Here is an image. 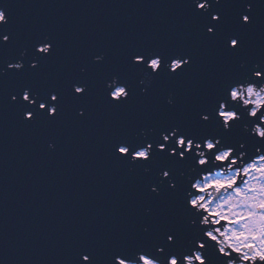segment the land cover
<instances>
[{
    "label": "water",
    "instance_id": "water-1",
    "mask_svg": "<svg viewBox=\"0 0 264 264\" xmlns=\"http://www.w3.org/2000/svg\"><path fill=\"white\" fill-rule=\"evenodd\" d=\"M5 5L12 14L8 29L13 36L0 44V68L20 59L25 48L29 51L23 73L9 70L0 76V264H77L85 248L95 253L97 264H107L121 251L134 256L141 249L153 252L159 244L168 255L174 246L194 240L183 223L191 212L185 197L190 182L173 192L159 183V173L179 163L178 156L164 152L147 165L129 164L117 158L112 145L136 139L141 129L151 142L147 129H156L158 137L163 129L178 126L198 140L221 136L226 146L254 154L264 140L246 134L244 121L215 132L217 121L204 122L201 114L215 115L223 83L246 72L239 67L241 60L249 68L264 60V0H256L254 23L244 25L241 46L229 52L219 40L205 37L204 30L214 23L211 11L217 9L225 29L238 30L240 0L213 4L207 15L195 12L192 0H0V7ZM2 34L8 33L0 29ZM46 35L55 42L53 54L30 69L31 46ZM139 49L187 51L193 62L175 78L162 76L142 95L139 77L127 62L128 53ZM101 53L105 61L93 63ZM117 74L132 84L133 95L114 107L104 89ZM80 79L88 80L91 89L83 101V118L70 94V84ZM25 85L42 90L64 86L62 115L52 123L23 119L20 103L11 96ZM169 93L173 106L166 103ZM242 142L245 149H239ZM195 153L181 161L192 167ZM217 163L213 170L225 164ZM144 166L151 172L146 174ZM153 185L158 193L151 191ZM168 233L175 243H168Z\"/></svg>",
    "mask_w": 264,
    "mask_h": 264
},
{
    "label": "clouds",
    "instance_id": "clouds-1",
    "mask_svg": "<svg viewBox=\"0 0 264 264\" xmlns=\"http://www.w3.org/2000/svg\"><path fill=\"white\" fill-rule=\"evenodd\" d=\"M240 2L243 4V10L239 11L241 22L248 24L245 14H250L252 23L248 25H252L255 20L256 0H240ZM192 3L195 5V12H200L203 9V14H205L212 10L213 4L221 5L222 0H192ZM211 15L216 18L220 12L211 11ZM46 37L50 36L46 35ZM6 40V36L0 35V43H5ZM229 47L233 48L235 45L230 41ZM36 48L37 50L43 48L45 54L49 52V47L43 44H37ZM28 51L27 48L20 51V59L8 63L6 68H0V76L6 75L9 70L19 72L24 69V58ZM103 57L104 53L94 56L93 63H99ZM187 59L185 57V60ZM36 65L37 61L33 59L31 66ZM239 67L246 70L245 74L234 80L225 81L222 94L224 100H228L230 104H237L238 110L224 113L223 116L216 113L215 118L209 114H201V119L203 121L206 119L218 121L214 129L215 132H220L221 128L224 131H230L232 124L230 122L244 121L242 128L246 134L264 140V115H258L264 112V82L261 81L259 75L264 73V60L253 63L250 68L247 60H241ZM80 71H85V68L82 67ZM139 79L144 81L146 78L140 77ZM116 80L117 77L113 76L112 80H107L105 83L111 84ZM146 90L147 86L140 88L141 93ZM237 91L238 97L231 95L232 92ZM167 99L173 100V95L169 93ZM224 100L219 101L221 105ZM11 101L22 103L23 98L12 95ZM81 111L83 110L81 109ZM148 132H151L150 128ZM141 134H146L145 130L141 129ZM163 135L164 133H161V136ZM189 137H192L189 143L196 145L195 155L198 159L195 160L194 165L188 169L187 173V181L191 182V190L187 192V205L194 211L189 213L186 220L189 225L195 226L197 221L193 217H197L199 225L203 229L207 228L216 234L212 238H208V232H202L201 228H198L194 233L195 239L189 240L188 246L182 251L184 253L182 262L179 255H165V248L158 246L155 252L141 249L134 256L121 251L120 255H115L110 259V264H121L122 258L127 259V264H264V143L255 147V153L250 156L248 153L251 152V149H248V152L237 151L233 147L226 146L228 142L224 141L221 136H208L202 140H198L195 136ZM48 148L53 150L55 145L49 143ZM245 148L244 142L239 144V149ZM213 150H216L215 157H219V159L209 155ZM238 160L242 166H237ZM227 161H230L227 168H221L215 174L206 175V173H212L214 167L220 166L217 162L222 164ZM233 166H236L235 169ZM144 172L148 174L151 169H145ZM197 173H199L198 176ZM179 174L181 177L185 176L184 171ZM160 176L161 180L168 178L170 187H176L170 177V170H163ZM238 178L241 183L236 186ZM151 191L158 193L159 188L153 185ZM150 211V209H145L146 213H150ZM204 213H209V215ZM212 214L217 219L210 220ZM221 220L228 222L223 231L220 228L208 227L210 224H218ZM143 231L148 232L149 228L144 226ZM167 241L173 243L171 237ZM213 244L214 248L211 247ZM205 245H209V247H205ZM226 249L231 251H225ZM237 249L241 253L239 256L235 251ZM189 250L192 252L191 256L186 254ZM244 255H247L249 259L245 260ZM141 257H146V259L141 260ZM83 260L84 257L81 256L82 264Z\"/></svg>",
    "mask_w": 264,
    "mask_h": 264
},
{
    "label": "snow or ice",
    "instance_id": "snow-or-ice-1",
    "mask_svg": "<svg viewBox=\"0 0 264 264\" xmlns=\"http://www.w3.org/2000/svg\"><path fill=\"white\" fill-rule=\"evenodd\" d=\"M233 7L236 8L237 6L233 5ZM216 11H219L220 15L216 18H213L212 15L210 16V20L214 23H210L205 26V37L211 38L213 41L219 40L225 52H229L233 49L239 48L241 46L242 39L240 32L244 30L245 25L243 22H241L239 11H237L236 13L235 21L238 30L231 32L227 31L222 23V21H224L225 19L224 15L222 14V10L217 9ZM207 14L208 13H205V15ZM245 15L247 17L248 24H251V16L248 14ZM11 23L12 14L9 11V7L7 5L0 7V29L8 33L2 34L3 36L7 37V40L5 43L0 44H7L11 42L13 33L8 29V26ZM230 41L235 45V47H229ZM37 44L48 46L49 52L45 54L43 48L37 50ZM31 47L34 50L32 59L37 61V65L31 66L30 63L28 67L30 69H36L40 67L41 61H44L48 57L52 56L55 42L51 37L43 36L42 38H39L35 43H33ZM96 56H100V54ZM185 57H187L188 59L185 60ZM104 61L105 54L103 59L99 63H103ZM127 62L129 71L134 72L139 78H146L144 81H141L139 79L138 86H143L141 88H145L147 86V90L144 93H141L142 95H147L148 90L151 89L153 84L162 76L175 78L176 76L182 74L183 71L186 70L193 62V56L187 51L161 52L155 50L139 49L132 50L128 53ZM5 63L7 65L8 63L12 62L6 61ZM24 69H21L19 72L23 73ZM87 72V68H85V71L83 72L80 71L82 75H86ZM259 75L261 81L264 82V73H260ZM113 76L117 77V80L111 84H106L104 91L111 104L114 107H119L120 105L127 103L128 100L132 97L133 86L128 82L126 78H122L119 74L111 75L109 80H112ZM90 91V84L86 79L75 80L70 84V94L74 103L79 105V107L76 108V114L80 118H83L87 115V105L83 103V101L90 94ZM15 95L21 96L23 98V102L20 103V106L22 109V117L25 120L36 121L43 119L48 123H52L55 122L56 119L63 113L65 98L64 86H60L50 90H42L40 88H34L32 86L25 85ZM231 95L234 97H238L239 93L238 91L232 92ZM77 97H79L80 100H77ZM220 100H224V97L222 95L218 98V107H215L213 109L215 114L220 113V115L223 116L224 113H232L238 110L237 104H230L228 100H224L223 105H221L219 102ZM166 103L168 106H173L174 97L171 101L166 99ZM81 109L83 111H81ZM245 112H247V109H245ZM259 115H264V112H261ZM213 118H215V116H213ZM204 122H208V120L206 119L204 120ZM235 122L236 121H233V123L230 125V129L233 127ZM245 122L250 123L249 121ZM150 129V133H152L154 137L151 142H148L146 134L143 135V139L139 138L142 135L141 133H138L137 138L134 140L124 139L116 141L112 145V148L117 158H123V160L127 161L129 164L140 163L143 165H147L149 161H155L157 159L158 153L167 152L172 156L178 155L180 159H187L188 156L192 153L193 149H196L195 143H189V140L192 139V137H189L188 134L183 132L178 126H172L170 128L163 129L158 133V137L156 134V129ZM146 132H148V129L146 130ZM161 133H164V135L161 136ZM169 133H171V135H169ZM154 149L156 150L155 152ZM215 151L216 150H213V152H210L209 155L215 157ZM215 158L219 159V157ZM145 169L151 168L144 166L143 171H145ZM202 232H208V238H212L214 235V233L210 232L207 228L203 229ZM170 237L173 243H175L174 234H166L167 240ZM205 247H209V245H205ZM211 247L214 248L215 245L213 244L211 245ZM235 251L238 256L241 254L240 250L237 249ZM186 254L191 256L192 252L189 250ZM115 255H120V253H116L114 254V256ZM170 255H179L180 261H183L184 253L182 252H173L170 253ZM77 256V264H82L81 256L84 257L83 264H97L95 253L87 248L79 252ZM140 259L144 260L146 259V257H141ZM229 259H231V257H229ZM244 259L247 260L249 259V257L247 255H244ZM107 264H110V260L107 262ZM121 264H127V259L122 258Z\"/></svg>",
    "mask_w": 264,
    "mask_h": 264
},
{
    "label": "flooded vegetation",
    "instance_id": "flooded-vegetation-1",
    "mask_svg": "<svg viewBox=\"0 0 264 264\" xmlns=\"http://www.w3.org/2000/svg\"><path fill=\"white\" fill-rule=\"evenodd\" d=\"M217 123H218V121H217ZM216 126H217V124L214 126V129L216 128ZM221 129H222V128H221ZM196 151H197V150H196ZM237 151H240V150H237ZM177 156H178V155H177ZM177 159H178L179 163H177V162H173L172 165H171V167L167 168L168 170H170V177H171V179L173 180L174 184L176 185L175 188H172V187L169 186L168 178H164L163 180H161L160 173H161L162 171L159 173V183H160V184H162V183L165 184L167 190H169V191H171V192L180 190V189H181V188H180V185H181V184L184 185V184L188 183V181H187V173H188V169L191 168V166H189L187 162H183V161H181L182 159H180L179 156H178ZM197 159H198V157H197ZM228 163H230V161L225 162V164L222 165L221 168H227ZM237 166H242V165H240V161H239V160L237 161ZM235 167H236V166H233V169H235ZM221 168H220V169L212 170V173H206V175H209V174H215V172L220 171ZM181 171H184V172H185V176H184V177H181V176H180L179 173H180ZM197 176H198V175H197ZM162 181H163V182H162ZM239 183H241V180L238 178V180H237V185H236V186H238ZM189 190H191V182H190L188 188H187L186 191H185V197H186V199H187V192H188ZM193 191H194V190H193ZM196 194H199V193H196ZM205 198L207 199V196H206ZM210 207H211V206H210ZM191 211H194V210H191ZM204 214H205V215H209V213H204ZM188 216H189V214H187L186 217L183 219V223L188 225V228H189V234H190L191 236L194 235V233L196 232V230H197L198 228H201V230H203V227L199 225V219H198L197 217H193V218H195L196 221H197V222H196V225H195V226L189 225V224L187 223V220H186V218H187ZM215 219H217V217H216L214 214L210 215V220H215ZM227 223H228L227 221H225V220H221L218 224H210V225H208V227H211V228H220V230L223 231V230H224V227H225V225H226ZM214 234H216V233H214ZM218 238H219V237H218ZM194 239H195V237H194ZM187 242H188V241H186V243H183V244H179V245H177V246H174V248L172 249V252H171V253H173V252H176V253L182 252V251L188 246V243H187ZM212 243H214V242H212ZM158 246H159V247H162V246L159 245V244H155V245L153 246V248H152L153 252H155V249H156V247H158ZM226 250L231 251V250H229V249H226ZM234 255H236V254L234 253ZM210 258H211V257H210Z\"/></svg>",
    "mask_w": 264,
    "mask_h": 264
}]
</instances>
